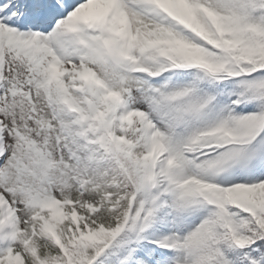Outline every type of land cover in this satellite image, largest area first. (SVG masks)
<instances>
[{
    "label": "snow or ice",
    "instance_id": "1",
    "mask_svg": "<svg viewBox=\"0 0 264 264\" xmlns=\"http://www.w3.org/2000/svg\"><path fill=\"white\" fill-rule=\"evenodd\" d=\"M0 264H264V0H0Z\"/></svg>",
    "mask_w": 264,
    "mask_h": 264
}]
</instances>
